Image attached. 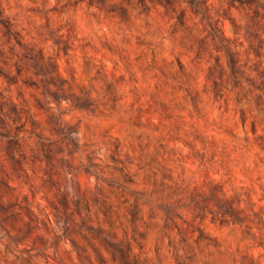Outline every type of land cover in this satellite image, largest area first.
Instances as JSON below:
<instances>
[{
  "label": "rangeland",
  "instance_id": "1",
  "mask_svg": "<svg viewBox=\"0 0 264 264\" xmlns=\"http://www.w3.org/2000/svg\"><path fill=\"white\" fill-rule=\"evenodd\" d=\"M0 264H264V0H0Z\"/></svg>",
  "mask_w": 264,
  "mask_h": 264
}]
</instances>
